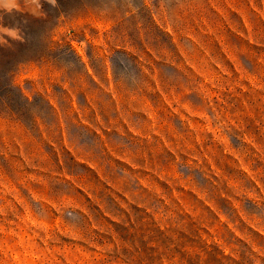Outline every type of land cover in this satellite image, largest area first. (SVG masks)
<instances>
[{
  "label": "rangeland",
  "instance_id": "1",
  "mask_svg": "<svg viewBox=\"0 0 264 264\" xmlns=\"http://www.w3.org/2000/svg\"><path fill=\"white\" fill-rule=\"evenodd\" d=\"M40 2L0 9V264H264V0Z\"/></svg>",
  "mask_w": 264,
  "mask_h": 264
},
{
  "label": "clouds",
  "instance_id": "2",
  "mask_svg": "<svg viewBox=\"0 0 264 264\" xmlns=\"http://www.w3.org/2000/svg\"><path fill=\"white\" fill-rule=\"evenodd\" d=\"M46 2L52 7L58 6L57 0H46ZM24 4L25 6L22 8L20 0H0V9H3L8 13H11L15 9L16 11H27L29 14L34 16L43 15L40 0H24ZM5 36L11 38L12 40L21 42L24 39L21 29L18 26H4L2 23V17H0V45L8 44V40L5 39Z\"/></svg>",
  "mask_w": 264,
  "mask_h": 264
}]
</instances>
